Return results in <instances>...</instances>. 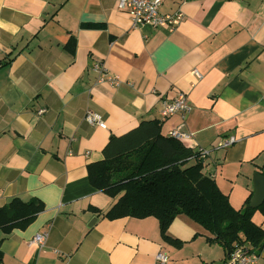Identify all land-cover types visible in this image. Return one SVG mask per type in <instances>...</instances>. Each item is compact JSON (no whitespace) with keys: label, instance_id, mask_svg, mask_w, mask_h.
I'll list each match as a JSON object with an SVG mask.
<instances>
[{"label":"crops","instance_id":"obj_1","mask_svg":"<svg viewBox=\"0 0 264 264\" xmlns=\"http://www.w3.org/2000/svg\"><path fill=\"white\" fill-rule=\"evenodd\" d=\"M177 10L184 18L169 31L133 27L115 0H0V207L13 197L45 205L0 241L3 264H155L160 250L170 264L226 263L225 248L185 214L167 231L183 241L177 247L156 217L94 210L117 198L91 184L88 165L143 120H162L163 134L179 127L187 146L209 149L204 171L234 207L254 192L264 166V0H164L163 13ZM96 61L121 83L97 82ZM179 91L190 111L163 119L162 100ZM88 110L107 126L89 123ZM253 220L264 228L260 210ZM46 230L45 245L31 242ZM253 264H264V247Z\"/></svg>","mask_w":264,"mask_h":264},{"label":"trees","instance_id":"obj_2","mask_svg":"<svg viewBox=\"0 0 264 264\" xmlns=\"http://www.w3.org/2000/svg\"><path fill=\"white\" fill-rule=\"evenodd\" d=\"M204 149L163 134L160 119L143 120L127 133L112 136L104 148V158L90 163L88 173L95 188L117 199L104 212L94 210L111 220L156 217L163 239L177 247L183 241L167 231L178 215L185 214L211 232L214 236L209 240L219 242L227 256L235 245L258 255L264 247V228L253 215L257 210L264 215V202L251 207L252 191L240 208L234 207L215 178L204 171L210 154L204 156ZM260 172L264 175V166ZM44 208L39 198L25 201L20 197L1 206L0 229L4 235L0 241L13 229L26 228Z\"/></svg>","mask_w":264,"mask_h":264},{"label":"built area","instance_id":"obj_3","mask_svg":"<svg viewBox=\"0 0 264 264\" xmlns=\"http://www.w3.org/2000/svg\"><path fill=\"white\" fill-rule=\"evenodd\" d=\"M115 2L119 10L126 11L129 14L133 27L139 28L141 25L149 24L153 27H162L167 28L169 31H174L184 18V13L181 10L163 13L161 7L164 0H115ZM93 68L98 74L97 82H108L114 86L121 83L120 77L111 73L104 62L96 61ZM191 72L197 80L203 77L202 72L197 68H193ZM190 109L188 97L184 91H179L175 97L163 99L161 102V116L163 119L176 113H181L184 116ZM45 111V108H41L38 110V114H43ZM85 119L89 123L103 128L107 126L103 116L92 110L86 112ZM168 134L180 140L189 137V134L182 131L179 127L170 130ZM234 141V137L222 139L219 147H229ZM203 152L205 156L210 150L204 149ZM48 236V230L37 233L31 242L43 246ZM257 257V254L251 253L245 246L235 245L227 258V264H253ZM155 264H170L169 254L165 250H160L155 257Z\"/></svg>","mask_w":264,"mask_h":264},{"label":"water","instance_id":"obj_4","mask_svg":"<svg viewBox=\"0 0 264 264\" xmlns=\"http://www.w3.org/2000/svg\"><path fill=\"white\" fill-rule=\"evenodd\" d=\"M253 186L254 192L250 205L257 208L264 202V175L261 172L257 171L253 174Z\"/></svg>","mask_w":264,"mask_h":264}]
</instances>
